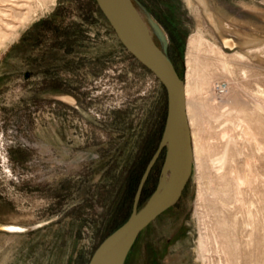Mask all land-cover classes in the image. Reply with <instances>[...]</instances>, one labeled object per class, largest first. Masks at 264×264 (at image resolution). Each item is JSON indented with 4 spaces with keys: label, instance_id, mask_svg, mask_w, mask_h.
I'll return each instance as SVG.
<instances>
[{
    "label": "rangeland",
    "instance_id": "obj_1",
    "mask_svg": "<svg viewBox=\"0 0 264 264\" xmlns=\"http://www.w3.org/2000/svg\"><path fill=\"white\" fill-rule=\"evenodd\" d=\"M131 1L188 85L197 153L123 264H264V0ZM165 113L93 0H0V223L31 228L0 232V264H86L129 215Z\"/></svg>",
    "mask_w": 264,
    "mask_h": 264
},
{
    "label": "water",
    "instance_id": "obj_2",
    "mask_svg": "<svg viewBox=\"0 0 264 264\" xmlns=\"http://www.w3.org/2000/svg\"><path fill=\"white\" fill-rule=\"evenodd\" d=\"M93 1L119 44L157 79L166 99L163 137L165 133L168 134L172 154L168 177L161 187L158 183L149 198L137 207L142 184L158 150L164 143L162 137L161 145L138 182L128 217L97 244L86 262V264H123L140 231L179 198L191 173V147L182 80L167 55L152 40L133 2L131 0ZM167 150L166 145V154ZM30 229L28 226L0 223V232L23 233Z\"/></svg>",
    "mask_w": 264,
    "mask_h": 264
},
{
    "label": "bare ground",
    "instance_id": "obj_3",
    "mask_svg": "<svg viewBox=\"0 0 264 264\" xmlns=\"http://www.w3.org/2000/svg\"><path fill=\"white\" fill-rule=\"evenodd\" d=\"M140 17H141V15H140ZM141 19H142V17H141ZM145 25H146V23H145ZM146 27H147V25H146ZM151 27H152V30L154 31V33L161 39V41L162 42H165V35H164L163 31L161 30L160 26L156 22H154L153 20H151ZM147 29L149 31V28L148 27H147ZM149 33H150V31H149ZM182 88H183V98H184L185 116H186L187 126H188V130H189V139H190V147H191V157H192V163H193V160H194V157L193 156L196 155L197 149L194 148V144H193V148H192L191 132H190V127H189V125H190V118H189V112H190V96H189V93H188V85H187V83L184 84V81L183 80H182ZM223 88H224V86L218 84L216 86V91L218 93H220V92L223 91ZM163 141L167 145L168 150H167V154H166V157H165L164 170L162 172V180L160 181L159 187H161L165 183V181H166V179L168 177L169 169H170V167L172 165V154H171V149H170V145H169V137H168V134L167 133H165V135L163 137ZM223 161H224V155L222 157H219V158H216V159L212 160V164H214V165L220 164Z\"/></svg>",
    "mask_w": 264,
    "mask_h": 264
},
{
    "label": "trees",
    "instance_id": "obj_4",
    "mask_svg": "<svg viewBox=\"0 0 264 264\" xmlns=\"http://www.w3.org/2000/svg\"><path fill=\"white\" fill-rule=\"evenodd\" d=\"M137 180H138V177L136 176V178L134 179V181H133V183H132V185H131V188H130V194H133V191H134L135 186H136V184H137ZM128 214H129V213H128ZM127 217H128V215H126V217L124 218V220H125ZM124 220H123V221H124ZM123 221H122V222H123ZM122 222H121V223H122ZM121 223H120V224H121ZM120 224H119V225H120ZM119 225H117L116 227H118ZM116 227H115V228H116ZM115 228H114V229H115ZM114 229H112V231H113Z\"/></svg>",
    "mask_w": 264,
    "mask_h": 264
}]
</instances>
